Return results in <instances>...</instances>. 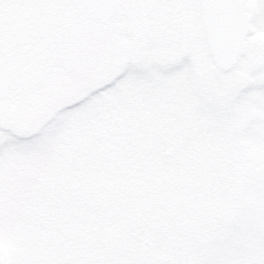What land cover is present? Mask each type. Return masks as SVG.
<instances>
[{"label": "rangeland", "instance_id": "obj_1", "mask_svg": "<svg viewBox=\"0 0 264 264\" xmlns=\"http://www.w3.org/2000/svg\"><path fill=\"white\" fill-rule=\"evenodd\" d=\"M38 1L0 0V14L43 15ZM145 1L171 21L167 0ZM244 1L255 28L228 71L198 0L177 59L156 28L140 41L105 28L94 51L73 23L43 29L36 81L0 89L4 264H264V0ZM145 150L158 155L147 193L133 170Z\"/></svg>", "mask_w": 264, "mask_h": 264}, {"label": "flooded vegetation", "instance_id": "obj_2", "mask_svg": "<svg viewBox=\"0 0 264 264\" xmlns=\"http://www.w3.org/2000/svg\"><path fill=\"white\" fill-rule=\"evenodd\" d=\"M40 1L48 2V0ZM192 1L196 2L197 0H167V3L171 4L174 9L170 14L171 21L163 18L160 20L161 17L159 16V18L152 22L151 16L147 15L145 11V0H51L50 3L46 4L48 6L44 10L45 13L43 15L37 11L40 5L33 7L28 3L21 10L18 20H15L13 10L8 11L9 13L6 15L5 13L4 15L0 14V18L8 22L12 31L8 41L5 44H0V89L3 91L2 94H6L7 90L9 88L11 90L17 83L24 85L32 84L36 81L38 70L42 67L41 61L45 54V48H42L41 32L43 29H49L61 22L75 24L82 35L84 43L90 44L93 51L99 45L101 39V36L97 35V33H103L105 28L111 29L114 27L115 30L125 28L137 41L145 39L150 29L156 28L158 32L157 37L161 41L165 38L166 46L171 48L172 56L177 59L180 54L179 49L182 53L186 51L185 34L182 28L185 26L187 19L188 3ZM198 2L202 24L204 25L201 0H198ZM138 3L144 6V11L135 20L133 17L134 6ZM94 4L116 5L114 10L117 12L107 17L105 13H108L109 10L111 11L112 8L110 7L109 9L107 7L105 8L106 10H98L93 7ZM245 9L250 13L253 22L251 11L247 10V8ZM122 15L125 19L122 21L118 20ZM131 16L133 19H131ZM142 18L145 21V29H139V23ZM87 23L88 26L85 27ZM168 25L172 26V33L170 35L167 30ZM203 27L205 29V25ZM205 33L211 51L206 29ZM115 34L114 31L109 30V36L104 43L105 50L111 47L113 35ZM248 37L250 38L249 35ZM248 37L247 39H249ZM5 39V30L4 28H0V41ZM157 42L160 43L158 40ZM161 43L162 46L165 44L164 42ZM248 44L249 42L246 40V51L241 54V57L247 52ZM164 51L167 53V50ZM73 63L76 64L77 60H73Z\"/></svg>", "mask_w": 264, "mask_h": 264}, {"label": "water", "instance_id": "obj_3", "mask_svg": "<svg viewBox=\"0 0 264 264\" xmlns=\"http://www.w3.org/2000/svg\"><path fill=\"white\" fill-rule=\"evenodd\" d=\"M205 28L211 51L217 65L223 70H230L239 61L241 53L246 50V38L252 29L251 15L245 11L242 0H201ZM101 10L112 8L105 13L110 16L115 13L116 5L94 4ZM143 14V6H134L133 17ZM139 29H145L144 18L139 23ZM138 32V31H137ZM2 264L3 260L0 259Z\"/></svg>", "mask_w": 264, "mask_h": 264}, {"label": "trees", "instance_id": "obj_4", "mask_svg": "<svg viewBox=\"0 0 264 264\" xmlns=\"http://www.w3.org/2000/svg\"><path fill=\"white\" fill-rule=\"evenodd\" d=\"M138 153H137L138 154L137 155L138 159L135 160L136 163L134 164L135 167L133 168V170L136 167H140L138 170H135V171H138V179H140V181L142 182V185L140 184L138 186H139L140 192L147 193V192L150 191L151 188H153V185H155V184H152V183H151V185H149L148 182L151 181L150 180V176H151L150 172H151V170H156L158 168V166L156 164V161H155V159L157 158L158 155H156V156L154 154L152 155V153H148V151H146V150L143 151V152H138ZM131 156L133 157V155H131ZM173 161L175 162V159ZM176 164L177 163H175V166H173L170 169V171H172L174 168L177 167ZM167 170L169 171V169H167ZM161 173H164V172H161ZM94 199H95L94 195H93V198L92 197L89 198L91 204H93ZM102 199H103V197H102ZM107 199H105V203H106L105 208L108 206L107 203H109V201L106 202ZM100 202H102V200ZM101 204L102 203H100V204L98 203V204H96V206L100 207ZM89 206H92V205H89ZM105 208L103 207V208H100V209H93V210H97V211L101 210L100 214L102 213V216L100 218L104 219V214H108V210L105 209Z\"/></svg>", "mask_w": 264, "mask_h": 264}]
</instances>
